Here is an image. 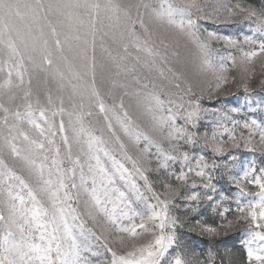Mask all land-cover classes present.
<instances>
[{
	"label": "snow or ice",
	"instance_id": "obj_1",
	"mask_svg": "<svg viewBox=\"0 0 264 264\" xmlns=\"http://www.w3.org/2000/svg\"><path fill=\"white\" fill-rule=\"evenodd\" d=\"M0 264H264V0H0Z\"/></svg>",
	"mask_w": 264,
	"mask_h": 264
},
{
	"label": "rangeland",
	"instance_id": "obj_2",
	"mask_svg": "<svg viewBox=\"0 0 264 264\" xmlns=\"http://www.w3.org/2000/svg\"><path fill=\"white\" fill-rule=\"evenodd\" d=\"M237 99L240 101V103H243V101H244V93H243L242 91L236 93V97L233 98L231 102H232V103H236V100H237Z\"/></svg>",
	"mask_w": 264,
	"mask_h": 264
},
{
	"label": "trees",
	"instance_id": "obj_3",
	"mask_svg": "<svg viewBox=\"0 0 264 264\" xmlns=\"http://www.w3.org/2000/svg\"><path fill=\"white\" fill-rule=\"evenodd\" d=\"M234 243H238V241H234Z\"/></svg>",
	"mask_w": 264,
	"mask_h": 264
}]
</instances>
